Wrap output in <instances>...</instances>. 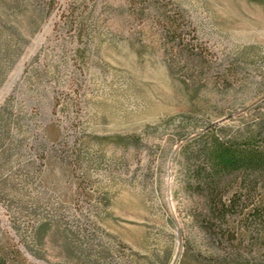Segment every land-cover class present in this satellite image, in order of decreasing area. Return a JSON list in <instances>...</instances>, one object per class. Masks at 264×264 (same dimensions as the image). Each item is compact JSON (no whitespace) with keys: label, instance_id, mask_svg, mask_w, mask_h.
<instances>
[{"label":"rangeland","instance_id":"374dc122","mask_svg":"<svg viewBox=\"0 0 264 264\" xmlns=\"http://www.w3.org/2000/svg\"><path fill=\"white\" fill-rule=\"evenodd\" d=\"M0 264H264V0H0Z\"/></svg>","mask_w":264,"mask_h":264}]
</instances>
